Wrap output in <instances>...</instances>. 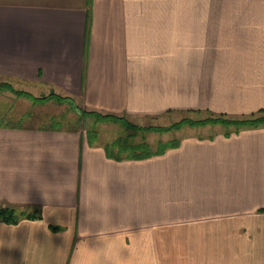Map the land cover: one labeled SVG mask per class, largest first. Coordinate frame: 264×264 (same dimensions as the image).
<instances>
[{"label": "crops", "instance_id": "obj_1", "mask_svg": "<svg viewBox=\"0 0 264 264\" xmlns=\"http://www.w3.org/2000/svg\"><path fill=\"white\" fill-rule=\"evenodd\" d=\"M0 77L129 119L252 113L264 0H0ZM1 124L0 203L42 216L0 221V264H264V124L121 159Z\"/></svg>", "mask_w": 264, "mask_h": 264}, {"label": "rangeland", "instance_id": "obj_2", "mask_svg": "<svg viewBox=\"0 0 264 264\" xmlns=\"http://www.w3.org/2000/svg\"><path fill=\"white\" fill-rule=\"evenodd\" d=\"M0 79L5 80L6 78L0 77ZM12 84L14 90H0V104L2 105L0 108V121L9 125L53 127L64 130L80 129L84 134H87L91 142L113 145L112 151L115 154L124 155L125 152L129 151V148H124L122 149V151L124 150L123 153L119 152V149L114 147L116 142H126L128 144L146 142L153 150H156L165 143L180 140L184 136L210 134L220 130L225 132L235 128L233 125L226 126L220 123L190 125L188 122H181L184 118L204 119L210 117L211 113L214 112L211 110H186L166 113L156 117L128 118L129 121L135 123L136 126H134L117 120L99 119L96 115H83L80 111L83 109L79 107L80 103L76 99L71 101L50 97L54 93L66 96L57 89L53 91L52 89L29 86L19 82H12ZM19 90L29 92L35 97L48 98L34 100L25 93H18ZM175 123H180V126H173ZM139 126L170 128L167 130H144L138 128ZM26 210H29V208Z\"/></svg>", "mask_w": 264, "mask_h": 264}, {"label": "trees", "instance_id": "obj_3", "mask_svg": "<svg viewBox=\"0 0 264 264\" xmlns=\"http://www.w3.org/2000/svg\"><path fill=\"white\" fill-rule=\"evenodd\" d=\"M0 90H14L13 84L9 81H6L4 79H0ZM18 93H25L27 94L29 97H32L34 100H44L47 99L48 97H35L33 96L31 93L23 91V90H19L17 91ZM50 97H55L57 99L60 100H71L73 101V98L68 97V96H61L60 94H53L52 96L50 95ZM83 115L85 114H91V115H96L99 119H112V120H117L120 121L122 123H126V124H130V125H135V123L131 122L128 120L127 117L125 116H119L116 114H111V113H107V114H103L101 112L98 111H94V110H80ZM211 113V111H209ZM228 113H215L212 112L210 117L204 118V119H192V118H184L181 122H188L190 125H195V124H207V123H220L226 126H231L233 125L235 128L233 130L230 131H225L226 134H231L233 132H239L241 129L243 128H247V127H255V126H259V125H263L264 124V109H260L258 111L252 112V113H248V114H241L239 116H234ZM2 121H0V126ZM180 126V123H175L173 126ZM138 128L144 129V130H159V129H163V130H167L168 128H163V127H154V126H147V127H143V126H139ZM180 143V140H174V141H170L168 143H165L164 145H162L161 148H157L156 150H153L148 143L146 142H140L138 144L135 143H119L116 142V145H114V147H116L117 149H119V152L123 153L122 149L124 148H129L128 152H125L124 155H121L120 153H113L112 151V147L113 145H109L106 144L105 148L106 151L108 153L109 156L112 157H116L118 159L121 158H145V157H149V156H153V155H157V154H162L164 153L168 148H172L177 146ZM23 208H29V207H23ZM26 209H22L21 207L17 206V205H13V204H8L6 203L5 205H3L2 203H0V221H4L7 223H17L18 221H20L22 218H40L42 216L40 208L38 207H33L32 210H26ZM54 229H57V226L53 227Z\"/></svg>", "mask_w": 264, "mask_h": 264}]
</instances>
